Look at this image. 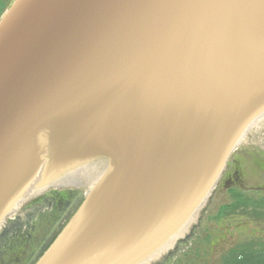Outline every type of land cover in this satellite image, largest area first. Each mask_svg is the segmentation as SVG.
<instances>
[{
	"label": "water",
	"instance_id": "1",
	"mask_svg": "<svg viewBox=\"0 0 264 264\" xmlns=\"http://www.w3.org/2000/svg\"><path fill=\"white\" fill-rule=\"evenodd\" d=\"M263 116L264 0H14L0 18V232L30 199L85 186L34 264L151 263L238 148L230 162L261 189L241 195L264 201V132L247 137ZM99 155L98 172L76 169Z\"/></svg>",
	"mask_w": 264,
	"mask_h": 264
},
{
	"label": "rangeland",
	"instance_id": "2",
	"mask_svg": "<svg viewBox=\"0 0 264 264\" xmlns=\"http://www.w3.org/2000/svg\"><path fill=\"white\" fill-rule=\"evenodd\" d=\"M12 2L13 0H3V3H0V18ZM97 157L96 161L89 157L79 160L76 169L80 166L87 170L90 168L92 173L98 172L99 168L106 166L108 159L100 155ZM81 174L85 176L83 172ZM78 189L85 194L88 187ZM40 198L41 196H36L30 199L20 209L13 219L16 220L15 223L19 222L18 225L11 226L5 233L1 232L0 239L3 236L4 238L0 241V264H34L50 245L53 235L66 224L77 209L69 214L68 219L61 220L55 229L54 224H57L56 220L60 217L55 219L46 215L39 216L38 226L33 231L32 239H28L29 242L26 235H22L20 231L24 230L26 224L31 223L32 218L38 216L35 215L37 206L44 205ZM237 200L220 182L199 209L188 230L159 257L157 256L158 258L147 264H223V256L230 249L251 247L260 250L264 246V207L255 209L251 207V202L260 201H247L249 204L247 208H240L224 216L220 213L224 207L231 206ZM201 243L205 246L208 244L207 249L199 251ZM219 244H227L228 251L218 253ZM188 255H193V258L189 260Z\"/></svg>",
	"mask_w": 264,
	"mask_h": 264
},
{
	"label": "flooded vegetation",
	"instance_id": "3",
	"mask_svg": "<svg viewBox=\"0 0 264 264\" xmlns=\"http://www.w3.org/2000/svg\"><path fill=\"white\" fill-rule=\"evenodd\" d=\"M261 121H262L261 125L257 127L258 129L253 128L254 130L252 129L247 134L248 138H249V135L254 136V135L261 134L262 132H264V116L261 119ZM263 135H264V133H263ZM246 145H250V144H248L246 142L242 147H244ZM230 161H229L227 168L225 169V172L223 173L219 183L222 182V186L228 188L229 192L231 190L235 191L236 189H234V188H238V191H241L243 193L244 192L245 193L252 192V191L253 192L254 191L260 192L261 189L260 190H257V189L254 190V189H249V188L245 187L246 185L243 183L240 171L238 169L239 168V162L237 160L233 161V163ZM39 196H41L40 199H42L41 202H44V205H42L41 207L37 206L35 215H38V216L35 217V219L32 218L31 223L26 224L25 227L23 226L24 230L20 231L22 235H24V234L26 235L27 240L29 238L32 239V235L34 234L33 231H35L36 227L38 226L39 216L42 217V216L46 215L50 218L55 217V219L60 217L58 220H56L57 224L56 225L54 224L53 229H55V228H57V226L61 220L68 219L69 214L71 212H73L79 206V204L82 202L85 194H82V192H80V190L74 186H68V187L67 186H58L56 188L45 191L44 193L40 194ZM25 204H23V206ZM15 222H16V220L15 221L11 220V222L5 224L4 228L2 229V233H5L6 231H8V229L11 226L19 224V222H17V223H15ZM58 232L53 235V237L51 238L50 241H52L54 239V237L58 234ZM0 234H1V232H0ZM217 247H219L218 253H223V251L225 253L228 251L227 250L228 249L227 244H219Z\"/></svg>",
	"mask_w": 264,
	"mask_h": 264
},
{
	"label": "trees",
	"instance_id": "4",
	"mask_svg": "<svg viewBox=\"0 0 264 264\" xmlns=\"http://www.w3.org/2000/svg\"><path fill=\"white\" fill-rule=\"evenodd\" d=\"M0 3H3V0H0ZM233 196L236 197L238 200L237 202H235L234 204H232L231 206H227L224 207L221 210V214L224 216L225 214H230L233 211H237L240 208H247L248 202L247 200H244V197L241 195L243 192L241 191H237V190H233ZM252 203L253 208L257 209V208H263L264 207V201L262 202H256V203ZM4 238V236L0 239V241H2ZM199 246H201L199 248V251L202 249H207L208 244L202 245L199 244ZM226 253V252H225ZM230 253V254H228ZM229 256V257H228ZM189 260H191L193 258V255L188 257ZM222 263L223 264H264V246L262 248H260V250H254L251 247H245V248H235V249H230V251H228L225 256H223L222 259Z\"/></svg>",
	"mask_w": 264,
	"mask_h": 264
},
{
	"label": "bare ground",
	"instance_id": "5",
	"mask_svg": "<svg viewBox=\"0 0 264 264\" xmlns=\"http://www.w3.org/2000/svg\"><path fill=\"white\" fill-rule=\"evenodd\" d=\"M84 170L86 171L87 169H84ZM88 170H90V168ZM88 170H87V174H88ZM96 175H97V173H95L92 177H88L89 175H87L88 183L92 180V178L94 179ZM87 178H86V180H87Z\"/></svg>",
	"mask_w": 264,
	"mask_h": 264
}]
</instances>
